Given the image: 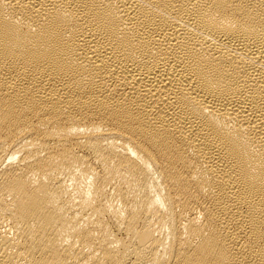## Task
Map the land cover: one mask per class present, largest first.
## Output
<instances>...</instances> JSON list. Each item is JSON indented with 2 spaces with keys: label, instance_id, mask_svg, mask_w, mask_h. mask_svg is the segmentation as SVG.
<instances>
[{
  "label": "bare ground",
  "instance_id": "6f19581e",
  "mask_svg": "<svg viewBox=\"0 0 264 264\" xmlns=\"http://www.w3.org/2000/svg\"><path fill=\"white\" fill-rule=\"evenodd\" d=\"M0 264H264V0H0Z\"/></svg>",
  "mask_w": 264,
  "mask_h": 264
}]
</instances>
